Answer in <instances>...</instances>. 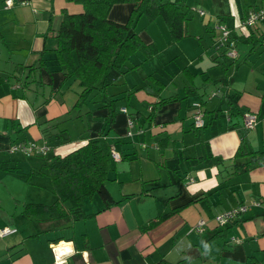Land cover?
<instances>
[{
	"label": "crops",
	"instance_id": "0c3cea01",
	"mask_svg": "<svg viewBox=\"0 0 264 264\" xmlns=\"http://www.w3.org/2000/svg\"><path fill=\"white\" fill-rule=\"evenodd\" d=\"M255 1H184L189 17L183 23L182 36L175 41L166 36L168 44L175 42L169 46H159L155 40L152 55L156 59L150 57L136 67L141 71V81L145 73L153 72L161 73L160 79L165 82L157 86L152 81L147 90L133 82L138 88H133L128 102L133 95L145 99L147 108L145 112L133 108L134 125L129 137L124 132L126 114L113 120L115 131L108 134L119 155L110 157L112 168L106 187L118 201L99 208L97 199L92 198L83 206L85 216L47 222L22 211L25 202H49L53 198L49 177L31 172L40 167L41 157L38 153L23 156L9 146L28 141L42 145L37 121L65 110L62 99L52 100V96L61 93L67 103L76 96L78 90L72 92V87L61 82L53 47L61 12H77L81 5L69 0H11L4 7L0 0V226L15 227L0 236V264H57L55 254L69 249L62 255L63 264H153L159 258L174 264H264V163L233 171L231 163L246 156H230L240 142L242 149H258L260 143L264 148V101L260 94L264 36L258 34L264 30V19L247 27L239 20L250 6L264 4V0ZM126 11L125 4H113L109 16L120 20ZM218 21L229 27L233 37L251 33L254 44L259 36L257 45L244 42L247 49L241 53L238 43L242 41H235V55L229 57L224 50L219 57ZM139 36L147 42L154 40L146 27ZM255 50L259 58L252 62L253 69L248 65ZM222 64L234 68L247 65V72L242 74L247 84H235L222 73ZM31 67H37L38 77L34 78ZM126 76L125 84L129 73ZM30 79L37 80L34 86L30 82L27 86ZM37 87L41 95L48 89L41 106L36 98L32 100ZM213 89L223 95L212 96L204 103L207 97L203 94ZM68 90L70 100L65 94ZM172 93V100L155 103L158 97ZM152 102L155 109L147 118ZM191 102L204 108L205 124L198 130L189 126L194 109ZM98 111L93 115L98 116ZM245 111L256 113L254 124L248 128L242 122ZM67 132L70 139L47 151L64 154L81 142L77 131ZM145 132L159 135L145 143ZM165 164L167 167L161 168ZM34 174L44 177L36 180ZM252 200L259 204L250 205L234 224L214 234L219 229L215 215ZM167 211L156 224L140 229L148 219ZM199 219L203 225L196 231L192 226ZM231 236L240 241H232ZM55 237L63 239L53 242ZM205 243L209 245L207 251Z\"/></svg>",
	"mask_w": 264,
	"mask_h": 264
},
{
	"label": "trees",
	"instance_id": "16d2710c",
	"mask_svg": "<svg viewBox=\"0 0 264 264\" xmlns=\"http://www.w3.org/2000/svg\"><path fill=\"white\" fill-rule=\"evenodd\" d=\"M69 1L79 3L81 9L71 13L63 10L60 14L54 34L56 38L53 47L54 65L55 69L61 72V82L71 78L75 79L79 86L72 102L74 111L68 117L81 116L80 107L86 105L85 103L89 104L83 112L87 117L85 118L86 124L82 126L81 131L77 132L81 142L64 154L48 152L47 150L51 146L65 142L70 137L65 127L58 126L59 120L43 117L37 121V125L45 148L39 152L32 151L27 154L19 150L23 156L39 154L41 157L40 167L32 169L31 172L45 173L50 180V191L53 192V198L49 202H25L22 211L47 222L64 218L73 220L85 216L87 213H83V206L92 198L97 199V207L99 208H106L118 201L119 198H113L106 187V181L110 178L109 174L112 168L110 160L112 142H110L108 134L115 131L113 120L117 116L126 114L129 118H134L132 113L136 109H127L128 96L133 88H138V86L133 84L135 81L125 84L124 77H127V73L140 66L142 61L152 56L156 49V46L151 42L145 43L140 39L139 30L135 28L136 20L140 16H145L148 20L160 21L159 24L166 27L169 39L175 41L182 36L183 23L189 17V7L184 0ZM113 4H125L127 6V11L122 19L118 20L109 16V10ZM259 7L264 9V6L260 4L252 5L248 9ZM242 17L243 15L239 17V20ZM247 26L250 25L244 27ZM227 28L229 27L227 26ZM258 34H260V38L263 37L264 30L260 29ZM238 36L233 37L229 32L228 37L234 46L235 41L257 45L259 39L257 36L258 39H255L253 44L251 33L246 36L238 34ZM220 47H217L220 48L219 54L223 55L226 46L222 44ZM252 48L251 46L248 50L251 51ZM135 53H139L137 58H135ZM160 74L145 73L141 78L142 81L140 80V86L144 88V86L151 85L152 81L158 84L157 86L163 85L165 81L160 79ZM119 79L126 87L111 90L114 84H118ZM94 94L97 95L93 96ZM207 94L209 97L217 94L223 95L214 89L209 90ZM173 98H175L174 93L166 97L160 96L155 100V103ZM154 109V102H152V105L147 109V118L151 116ZM98 110H100L98 116L93 115V112ZM200 110L203 123L199 127L193 126L190 114L189 126L196 130L205 124L204 108L200 106ZM240 144L241 142L235 149L232 158L241 155L246 156V159L240 162L233 161L231 163L233 171L248 169L264 163V148L242 149ZM169 211L148 219L140 226V229L150 228L166 216ZM237 217H233L222 224L216 222L215 225L219 229L214 234H220L226 230L236 222ZM59 239H63V237H55L52 241L56 242ZM153 264L174 263L159 258Z\"/></svg>",
	"mask_w": 264,
	"mask_h": 264
},
{
	"label": "rangeland",
	"instance_id": "374dc122",
	"mask_svg": "<svg viewBox=\"0 0 264 264\" xmlns=\"http://www.w3.org/2000/svg\"><path fill=\"white\" fill-rule=\"evenodd\" d=\"M185 2H186V4H192V3H194V0H184ZM241 2V0H239V3ZM256 3H259L260 2V0H257V1H255ZM263 6H264V4H263ZM158 23H161L160 21L158 22V20H155V19H151V20H148L145 16H140L137 20H136V24H135V28H136V30H139V32H140V30L141 29H143V28H147V30L152 34V36L154 37V40L152 39L151 40V43L153 44V45H155L156 44V42L158 43V45L159 46H167L166 44H168L167 43V38H166V36H168V33H167V30H166V27L164 26V25H160V24H158ZM163 29V30H162ZM253 36V35H252ZM150 38H152V37H150ZM140 39L143 41V42H147V40L145 41L143 38H141L140 37ZM155 40H156V42H155ZM173 43H175V42H172V44ZM172 44H168V46L169 45H172ZM248 45V44H247ZM238 48H239V50H240V52L241 53H243V52H246V44L244 43V42H239L238 43ZM160 50H162V49H160ZM237 51V50H236ZM261 52H263V50L261 51V49H260V53ZM257 54V50H255V52L252 54V56L251 57H253V59H252V61H251V63L248 65L249 66V68H253L254 69V66H252L251 67V64H252V62H255L258 58H259V56L258 57H255V55ZM136 57L135 58H137V56H139V53H135L134 54ZM219 57H223V55H218ZM150 57H152L153 59H156L155 57H157V56H154V55H152V56H150ZM149 57V58H150ZM251 57H249V58H251ZM148 59V58H147ZM146 59V60H147ZM53 60V59H52ZM158 61H159V59H157ZM227 60H230V59H225V61H227ZM54 61V60H53ZM256 64V63H255ZM140 65H143V61L140 63ZM222 66H224V69L222 68L221 69V71H222V73H225L227 76H228V78L230 77L231 78V80H233V82L235 83V84H241V83H246L247 84V81H246V79H245V77L244 76H242V74H244V73H246L247 72V65H240V66H238L237 68H234V66H225V64H222ZM32 69H33V74H34V78L35 77H38V72H37V67H31ZM30 68V69H31ZM53 73V72H52ZM183 74V73H182ZM139 75H141V71H140V69L139 68H135L133 71H131L130 73H129V78H128V81H127V84L128 83H130V82H132V81H136L137 82V85H140V76ZM260 75H261V77H260V80H261V82H260V94L262 95L263 94V97H262V102L264 101V63H260ZM240 76H242V77H240ZM31 83V85L32 86H34V84L37 82V80H35V79H30L29 81H27L26 83H27V86H28V83ZM118 84H114L113 86H112V89L111 90H117V89H119L120 87H126V85L123 83V82H121V79H119V81L117 82ZM63 84H66V85H68L69 87H72V92H73V90H78V88H79V86H78V84H77V81L75 80V79H71V78H67V80H65V82H63ZM32 88V87H31ZM144 89L145 90H147L146 89V87L144 86ZM33 90H35V89H33ZM215 90V89H214ZM36 91L38 92L37 94H36V96H33V98H32V100H34L35 98L37 99V104H39L40 105V103L41 102H43V99H44V97H46L47 96V92H48V89H45V91H44V94L43 95H41V88H39V87H37L36 88ZM218 91L219 90H217V93H218ZM219 93H220V91H219ZM66 94V96H67V98L70 100V96H71V93L69 92V90L67 91V93H65ZM97 94H94L93 96H96ZM75 97V96H74ZM203 97H207V100L206 101H204V103H208V100H209V96H208V94H203ZM60 99H62V102H63V105H65V110H62V111H60V112H58L54 117H52V120H59V122H58V126L59 127H64L65 126V128H66V130H68V129H70V130H72L73 132H74V134H75V132L77 131V132H79V131H81L82 130V126H84V124H86V121H85V118H87V117H85V115L83 114V112H84V110L89 106V104L88 103H85L86 105H82L81 107H80V110H81V116H75V117H68V115H70V114H72L71 112L72 111H74L73 109H72V100L70 101V103H67L66 102V98H65V96L64 95H61V93H58V92H56L55 93V95H53L52 96V100H56V101H59ZM73 100H74V98H73ZM43 104V103H42ZM41 104V105H42ZM40 105V106H41ZM87 106V107H86ZM133 108H138V110L139 111H142V112H145V109L147 108V105H146V101H145V99H142V100H138V99H136L133 95L132 96H130V99H129V102H128V106H127V109L128 110H133ZM218 112H219V110H218ZM221 112V111H220ZM83 114V115H82ZM89 117V116H88ZM66 123H68L70 126L67 128L66 127ZM73 125V126H72ZM200 129V128H199ZM65 130V131H66ZM136 130H138V129H136L135 128V131ZM145 130V129H144ZM137 133V132H136ZM141 133V132H140ZM263 133V135H264V132H262ZM134 134V133H133ZM156 135H159V134H151V135H149L148 133H146L145 132V137H146V142L145 143H150V139L151 138H153V139H156ZM126 136H128L129 137V135H126ZM127 139V138H126ZM129 141V140H128ZM152 146V145H151ZM260 148H263V146L261 145V143H260ZM203 152H206V151H203ZM209 154H210V152H208ZM230 156H232V154H230ZM232 158V157H231ZM234 159V158H233ZM26 160V159H25ZM167 166H166V164L165 165H163V166H161V168H166ZM227 167V169H229V166H226ZM233 167V166H232ZM35 175V177H36V180H37V178H39V177H44V176H42V175H38V174H34ZM30 180V179H29ZM37 182V181H36ZM28 185L29 186H33L32 185V183H28ZM37 202H43V201H41V200H36ZM62 231V229H58L57 230V232H61ZM229 232H231V229H229V231H228V233ZM227 236H229L228 234H227Z\"/></svg>",
	"mask_w": 264,
	"mask_h": 264
},
{
	"label": "built area",
	"instance_id": "2783aa9c",
	"mask_svg": "<svg viewBox=\"0 0 264 264\" xmlns=\"http://www.w3.org/2000/svg\"><path fill=\"white\" fill-rule=\"evenodd\" d=\"M11 3V0H3V6L6 7ZM19 3H22V1H19ZM197 12L199 14L203 13V10L198 8ZM264 17V9L262 7L259 8H250L248 9L242 19L240 20V23L243 25H252L256 23L257 21H260ZM215 27L218 29V36H217V42L218 45L225 44V54L229 57H233L235 55V48L233 43L231 42V39H229L228 35L230 32V29L227 28V26L223 23L217 22L215 24ZM192 107L194 108L193 111L191 112V118H192V123L193 126L199 127L202 125V116H201V110L200 106L197 102H191ZM256 120V113L253 111H245L243 113V126L245 128L251 127ZM134 125V121L132 118H129L126 116L125 118V134L126 135H131L132 134V128ZM156 147L154 144L152 145ZM45 148V145L42 144L38 146L32 141L24 142V143H13L9 146L10 150H20L21 152H24L25 154L30 153L32 151H41ZM117 151H115L112 147L110 148V156L113 158L118 157ZM259 204L258 200H252L249 203H237L236 205L218 213L215 215V221L218 224H222L226 221H229L233 217L238 216L242 211L247 209L250 205H257ZM203 225V220L199 219L193 226L192 228L196 231H200L202 229ZM15 229L14 226L12 225H3L0 226V236L10 233ZM232 241L239 242L240 239L237 237H232L230 238ZM56 259L59 261L57 264H63L64 258L62 256H58L55 254Z\"/></svg>",
	"mask_w": 264,
	"mask_h": 264
},
{
	"label": "clouds",
	"instance_id": "9594fccd",
	"mask_svg": "<svg viewBox=\"0 0 264 264\" xmlns=\"http://www.w3.org/2000/svg\"><path fill=\"white\" fill-rule=\"evenodd\" d=\"M215 220V219H214ZM216 222V221H215ZM204 248L207 251L209 249V245L207 243L204 244Z\"/></svg>",
	"mask_w": 264,
	"mask_h": 264
},
{
	"label": "water",
	"instance_id": "95a60500",
	"mask_svg": "<svg viewBox=\"0 0 264 264\" xmlns=\"http://www.w3.org/2000/svg\"><path fill=\"white\" fill-rule=\"evenodd\" d=\"M70 250H71V249H69L68 251L62 252V253H60L59 255H58V253H57V255H58V256H62V255H64L65 253L69 252Z\"/></svg>",
	"mask_w": 264,
	"mask_h": 264
},
{
	"label": "bare ground",
	"instance_id": "6f19581e",
	"mask_svg": "<svg viewBox=\"0 0 264 264\" xmlns=\"http://www.w3.org/2000/svg\"><path fill=\"white\" fill-rule=\"evenodd\" d=\"M61 249H63L64 247H60ZM55 249H56V247H55ZM61 249H58L59 251L61 250ZM57 250V249H56Z\"/></svg>",
	"mask_w": 264,
	"mask_h": 264
}]
</instances>
